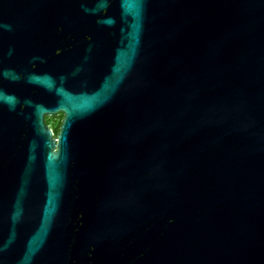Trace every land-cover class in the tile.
Returning <instances> with one entry per match:
<instances>
[{"label": "water", "instance_id": "1", "mask_svg": "<svg viewBox=\"0 0 264 264\" xmlns=\"http://www.w3.org/2000/svg\"><path fill=\"white\" fill-rule=\"evenodd\" d=\"M0 264H264V0H0Z\"/></svg>", "mask_w": 264, "mask_h": 264}, {"label": "trees", "instance_id": "2", "mask_svg": "<svg viewBox=\"0 0 264 264\" xmlns=\"http://www.w3.org/2000/svg\"><path fill=\"white\" fill-rule=\"evenodd\" d=\"M61 118H62V117H61ZM46 122H47V124H48L51 128H53V130H55L56 133L59 132V127H60V126H57V122H56V120H55L54 117H53V118H47V119H46Z\"/></svg>", "mask_w": 264, "mask_h": 264}, {"label": "rangeland", "instance_id": "3", "mask_svg": "<svg viewBox=\"0 0 264 264\" xmlns=\"http://www.w3.org/2000/svg\"><path fill=\"white\" fill-rule=\"evenodd\" d=\"M54 118H55V120L57 122V126H60L61 125V120H62L61 116L60 115H57Z\"/></svg>", "mask_w": 264, "mask_h": 264}, {"label": "flooded vegetation", "instance_id": "4", "mask_svg": "<svg viewBox=\"0 0 264 264\" xmlns=\"http://www.w3.org/2000/svg\"><path fill=\"white\" fill-rule=\"evenodd\" d=\"M60 116L62 117V119H63V115L62 114H60ZM61 122H62V120H61Z\"/></svg>", "mask_w": 264, "mask_h": 264}]
</instances>
